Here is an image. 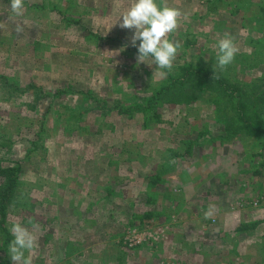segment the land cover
<instances>
[{"label": "rangeland", "instance_id": "374dc122", "mask_svg": "<svg viewBox=\"0 0 264 264\" xmlns=\"http://www.w3.org/2000/svg\"><path fill=\"white\" fill-rule=\"evenodd\" d=\"M133 2L24 0L16 16L0 0V167L19 168L0 264L29 220L32 264H264V138L238 131L215 77L173 83L187 67L213 73L230 33L239 51L215 74L264 121V0H156L183 13L167 78L125 47Z\"/></svg>", "mask_w": 264, "mask_h": 264}, {"label": "clouds", "instance_id": "9594fccd", "mask_svg": "<svg viewBox=\"0 0 264 264\" xmlns=\"http://www.w3.org/2000/svg\"><path fill=\"white\" fill-rule=\"evenodd\" d=\"M10 8L16 16H21L24 10V0H11ZM182 15L180 9L160 6L156 0H134L119 19L121 21L119 27L131 30L133 33L129 44L125 47L130 45L137 48L136 60L139 64L151 58L161 78H167L172 72L174 61L181 48L179 42L170 41L168 37L179 28ZM137 41H139L138 47ZM214 47L217 49L216 65L213 68L215 74L217 71L227 70L239 49L235 38L227 32ZM214 208V205H209V210L204 213L205 219L212 216ZM28 223L32 225L31 230L20 222L12 224L9 229L13 237L8 245L12 264H32L31 255L38 246L34 232L39 225L32 220ZM26 252L29 253L27 257Z\"/></svg>", "mask_w": 264, "mask_h": 264}, {"label": "trees", "instance_id": "16d2710c", "mask_svg": "<svg viewBox=\"0 0 264 264\" xmlns=\"http://www.w3.org/2000/svg\"><path fill=\"white\" fill-rule=\"evenodd\" d=\"M183 74L178 76L176 79H173V83L176 81H180L181 84L183 83V79L188 74L189 76H192V78L200 79V80H206L209 75L212 77H215V86L223 93L224 97L228 98V100L233 101L232 109L235 112V116L240 122V126L238 127L239 130H243L253 136H260L261 138H264V121L259 120L258 122L253 121L248 116V106L245 103L243 92L241 91L242 88L237 86L234 83L228 82L225 78L220 77L219 75L210 73V71H204L197 68H184ZM204 83V82H203ZM149 101V100H148ZM150 102V101H149ZM151 106V105H150ZM134 107L129 106V112L132 111L130 109H133ZM153 115V116H152ZM152 115L149 117V120L153 117H158L156 113H152ZM264 140V139H263ZM264 146V143H263ZM261 169H264V159L261 162L260 165ZM19 168H2L0 167V217L1 221L5 220L6 217V211L8 206H10L12 198L14 196V190L18 185V177L16 175V172H18ZM260 174V172H258ZM160 182V177L152 178L150 180V185L155 186V184H158ZM149 201V199L147 200ZM145 218L150 219L154 217L153 213H150L147 211L145 215H143ZM258 226V223H254L252 225H243L238 228L239 231H246L250 229H254ZM6 236H9L8 233H6Z\"/></svg>", "mask_w": 264, "mask_h": 264}, {"label": "built area", "instance_id": "2783aa9c", "mask_svg": "<svg viewBox=\"0 0 264 264\" xmlns=\"http://www.w3.org/2000/svg\"><path fill=\"white\" fill-rule=\"evenodd\" d=\"M148 235V238L151 240V239H153V240H157V238H159L160 236L162 237L163 236V231H158L157 233L155 232L154 234H152V233H148L147 234ZM136 240L135 241H133L135 244H138V243H140L141 242V239L140 238H138V237H134Z\"/></svg>", "mask_w": 264, "mask_h": 264}, {"label": "crops", "instance_id": "0c3cea01", "mask_svg": "<svg viewBox=\"0 0 264 264\" xmlns=\"http://www.w3.org/2000/svg\"><path fill=\"white\" fill-rule=\"evenodd\" d=\"M161 231H163L162 229H160ZM163 234H164V231H163Z\"/></svg>", "mask_w": 264, "mask_h": 264}]
</instances>
